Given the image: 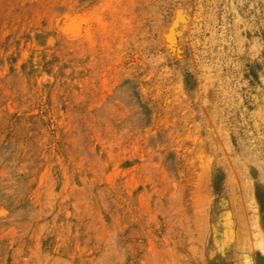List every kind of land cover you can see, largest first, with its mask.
<instances>
[{"label":"rangeland","instance_id":"374dc122","mask_svg":"<svg viewBox=\"0 0 264 264\" xmlns=\"http://www.w3.org/2000/svg\"><path fill=\"white\" fill-rule=\"evenodd\" d=\"M0 264H264V0H0Z\"/></svg>","mask_w":264,"mask_h":264}]
</instances>
